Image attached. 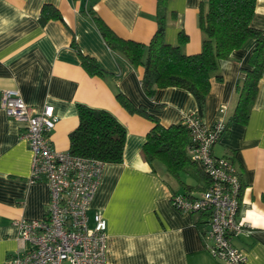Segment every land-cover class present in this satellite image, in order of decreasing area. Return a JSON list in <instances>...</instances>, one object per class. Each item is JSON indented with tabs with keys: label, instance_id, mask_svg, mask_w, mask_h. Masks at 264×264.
Here are the masks:
<instances>
[{
	"label": "crops",
	"instance_id": "0c3cea01",
	"mask_svg": "<svg viewBox=\"0 0 264 264\" xmlns=\"http://www.w3.org/2000/svg\"><path fill=\"white\" fill-rule=\"evenodd\" d=\"M207 0H167L164 39L178 44L180 31L188 35L181 46L186 54L201 50L198 11ZM54 6L60 19L40 21L44 5ZM90 9L119 38L147 44L157 30V0H0V264H11L25 244L17 220H39L49 201L45 180L32 181V154L21 138L24 122L1 107L4 89L17 90L35 112L52 104L59 120L50 133L56 150H68L69 133L78 125V104L109 111L126 128L121 163H105L88 211L106 219V258L109 264H227L210 256L202 232L208 219L184 213L170 202L172 193L197 195L207 178L185 172L192 182L182 183L142 157L141 149L153 122L130 114L116 99V91L134 105H142L164 126L181 122L197 110L193 95L179 87L158 88L152 97L142 89L144 68L105 43ZM174 13V15L172 14ZM251 25L264 30V0H257ZM255 39H248L221 60L210 78V91L201 115L214 123L225 107L226 130L213 146V154L230 159L242 186L238 220L242 231L232 238L246 264H264V74L245 124L229 121L236 101V83L249 67ZM96 58L103 76L90 75L79 53ZM220 75V77H217Z\"/></svg>",
	"mask_w": 264,
	"mask_h": 264
},
{
	"label": "built area",
	"instance_id": "2783aa9c",
	"mask_svg": "<svg viewBox=\"0 0 264 264\" xmlns=\"http://www.w3.org/2000/svg\"><path fill=\"white\" fill-rule=\"evenodd\" d=\"M1 107L7 116L25 123L20 136L32 154L30 179L45 180L49 189L42 219L17 220L25 249L12 257L11 264H109L106 219L101 210L93 212L92 222L88 215L105 163L53 148L50 133L59 117L52 104L35 112L17 90L4 89ZM219 112L212 124H206L196 111L183 118L191 138L188 153L209 181L197 195L172 193L170 202L181 212L205 214L208 226L202 240L211 257L227 264H246L245 253L232 242L243 227L238 220V173L230 159L212 151L226 130L225 107Z\"/></svg>",
	"mask_w": 264,
	"mask_h": 264
},
{
	"label": "trees",
	"instance_id": "16d2710c",
	"mask_svg": "<svg viewBox=\"0 0 264 264\" xmlns=\"http://www.w3.org/2000/svg\"><path fill=\"white\" fill-rule=\"evenodd\" d=\"M256 1L207 0L205 4H201L198 27L202 33V42L201 50L195 54L182 51L181 46L188 40V35L183 31L178 34L177 45L165 42L167 0H157V30L147 44L119 38L91 9L90 14L109 48L122 53L130 64L143 66L141 85L148 97H152L158 88H183L193 95L197 104L196 112L200 116L205 110L210 78L217 73L221 60L227 59L233 50L240 48L248 39H255V46L248 60L249 67L243 70L244 76L236 83L238 96L229 118V121L245 124L257 96L258 83L264 74V30L251 25ZM172 14L174 15L173 12ZM52 18L62 20L60 12L54 6L44 5L40 21L45 23ZM79 55L81 65L88 74H105L96 58L81 52ZM115 97L130 114H140L153 122L141 149L142 157L150 166H163L186 189L193 186L181 181L182 173L195 172L199 175L198 178L205 177L208 180L201 166L188 153L191 138L183 120L164 126L144 106L134 105L120 91H116ZM77 111L79 121L69 133L68 151L77 156L96 158L104 163H121L126 141L124 125L105 109L78 104ZM241 192L242 186L240 197ZM262 198L264 200V195Z\"/></svg>",
	"mask_w": 264,
	"mask_h": 264
},
{
	"label": "rangeland",
	"instance_id": "374dc122",
	"mask_svg": "<svg viewBox=\"0 0 264 264\" xmlns=\"http://www.w3.org/2000/svg\"><path fill=\"white\" fill-rule=\"evenodd\" d=\"M182 179L189 183L193 181L192 178L187 174H182Z\"/></svg>",
	"mask_w": 264,
	"mask_h": 264
}]
</instances>
